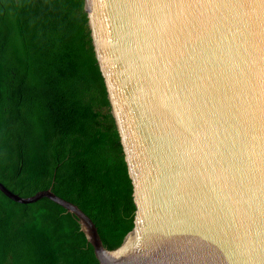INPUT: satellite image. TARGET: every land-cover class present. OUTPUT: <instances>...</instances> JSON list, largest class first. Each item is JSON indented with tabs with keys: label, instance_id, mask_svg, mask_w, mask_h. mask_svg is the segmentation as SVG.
<instances>
[{
	"label": "water",
	"instance_id": "95a60500",
	"mask_svg": "<svg viewBox=\"0 0 264 264\" xmlns=\"http://www.w3.org/2000/svg\"><path fill=\"white\" fill-rule=\"evenodd\" d=\"M126 176L130 223L98 264H264V0H83Z\"/></svg>",
	"mask_w": 264,
	"mask_h": 264
},
{
	"label": "trees",
	"instance_id": "16d2710c",
	"mask_svg": "<svg viewBox=\"0 0 264 264\" xmlns=\"http://www.w3.org/2000/svg\"><path fill=\"white\" fill-rule=\"evenodd\" d=\"M83 0H0V183L29 198L50 189L117 248L131 187ZM0 264H98L77 218L48 199L0 192Z\"/></svg>",
	"mask_w": 264,
	"mask_h": 264
}]
</instances>
